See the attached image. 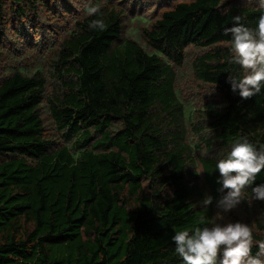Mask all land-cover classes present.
Returning a JSON list of instances; mask_svg holds the SVG:
<instances>
[{
    "label": "trees",
    "instance_id": "obj_1",
    "mask_svg": "<svg viewBox=\"0 0 264 264\" xmlns=\"http://www.w3.org/2000/svg\"><path fill=\"white\" fill-rule=\"evenodd\" d=\"M262 10L0 0V264H181L174 232L222 212L217 160L242 137L264 147V89L232 92L241 69L224 33ZM97 18L103 31L88 27ZM244 193L224 218L264 241V201Z\"/></svg>",
    "mask_w": 264,
    "mask_h": 264
},
{
    "label": "clouds",
    "instance_id": "obj_2",
    "mask_svg": "<svg viewBox=\"0 0 264 264\" xmlns=\"http://www.w3.org/2000/svg\"><path fill=\"white\" fill-rule=\"evenodd\" d=\"M259 5L264 8V0H259ZM99 11L96 6L87 8L89 16H95ZM244 20L242 15H234L224 33L230 35L228 62L241 69L236 76L229 74L228 83L232 92L247 99L264 89V10L256 18L255 27L248 26ZM88 27L103 31L106 25L103 19L97 18ZM215 168L219 173L217 192L221 193L216 204L222 212L210 225L175 231L171 236L175 253L181 264H264V241H254L253 229L248 223L225 220L223 215L243 202L247 187H251L254 200L264 201V183H255L258 174L264 170V147L242 137L217 160ZM212 202L211 195H206L202 201L204 205ZM254 245L257 248L255 254L252 251Z\"/></svg>",
    "mask_w": 264,
    "mask_h": 264
}]
</instances>
